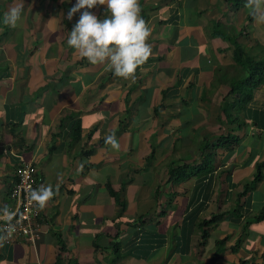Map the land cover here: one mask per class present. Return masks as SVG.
<instances>
[{
  "label": "crops",
  "instance_id": "crops-1",
  "mask_svg": "<svg viewBox=\"0 0 264 264\" xmlns=\"http://www.w3.org/2000/svg\"><path fill=\"white\" fill-rule=\"evenodd\" d=\"M139 2L152 55L125 80L73 56L76 0H0V216L23 162L54 192L0 264H264V79L245 85L234 45L263 60L264 25L246 0Z\"/></svg>",
  "mask_w": 264,
  "mask_h": 264
},
{
  "label": "clouds",
  "instance_id": "clouds-1",
  "mask_svg": "<svg viewBox=\"0 0 264 264\" xmlns=\"http://www.w3.org/2000/svg\"><path fill=\"white\" fill-rule=\"evenodd\" d=\"M104 5L107 15L102 20L88 11ZM245 7L257 24L264 25V0H246ZM22 10L21 5L10 6L4 13L3 23L17 27ZM77 12H81L80 18L67 39L69 48L74 50L73 56L86 59L91 65H102L118 78L134 79L137 70L152 55L148 43L151 28L142 18L139 0H76L67 19L71 20ZM108 142L117 146L114 137H108ZM53 196L50 186H42L30 194L29 202L37 210H43ZM14 215L5 209L0 219L11 221ZM12 228L9 223L6 234H0V246L11 236Z\"/></svg>",
  "mask_w": 264,
  "mask_h": 264
},
{
  "label": "built area",
  "instance_id": "built-area-1",
  "mask_svg": "<svg viewBox=\"0 0 264 264\" xmlns=\"http://www.w3.org/2000/svg\"><path fill=\"white\" fill-rule=\"evenodd\" d=\"M38 174L32 163L23 162L18 168L17 181L11 189V198L15 208L11 213L15 215L4 226V233L9 223L13 225L11 236L4 242L11 245L18 240L27 242L34 247L44 232L43 222L40 220V210L30 203V194L37 190Z\"/></svg>",
  "mask_w": 264,
  "mask_h": 264
},
{
  "label": "trees",
  "instance_id": "trees-1",
  "mask_svg": "<svg viewBox=\"0 0 264 264\" xmlns=\"http://www.w3.org/2000/svg\"><path fill=\"white\" fill-rule=\"evenodd\" d=\"M242 3H239V5H241ZM253 18L250 15L248 18V22H253ZM235 58L237 63L242 66L246 71L249 72V77L245 80V85L249 86L252 88V90L256 89V87H258L263 79H264V59L263 60H258L255 58L250 57L249 55L246 54L244 47L235 42ZM242 85H244V82L241 83V86H236L233 87V89L231 90V93L229 95V97H227L226 99V104H225V108H224V112L227 114V116H229L230 113V109L235 108V103L236 101L234 100L235 96L237 95H242ZM231 98V100H230ZM249 96L246 95V101L249 100ZM244 103H246L244 101V97L243 100L240 102L241 105H243ZM229 107V110H228ZM231 114V113H230ZM80 134H81V125L80 122H77V127H76V132H75V138L78 140L80 139ZM180 173L179 169H174L171 172L172 177H175L176 175H178ZM260 178V176L258 177V179ZM262 215L264 216V210ZM218 220L217 217H214L212 220H210V223H215ZM241 264H248L247 262H242Z\"/></svg>",
  "mask_w": 264,
  "mask_h": 264
}]
</instances>
